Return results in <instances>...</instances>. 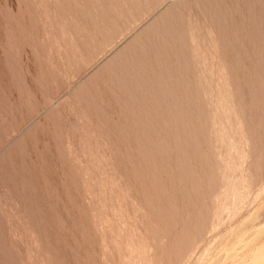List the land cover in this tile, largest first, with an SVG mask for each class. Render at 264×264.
<instances>
[{"label":"rangeland","instance_id":"obj_1","mask_svg":"<svg viewBox=\"0 0 264 264\" xmlns=\"http://www.w3.org/2000/svg\"><path fill=\"white\" fill-rule=\"evenodd\" d=\"M0 264H264V0H0Z\"/></svg>","mask_w":264,"mask_h":264}]
</instances>
